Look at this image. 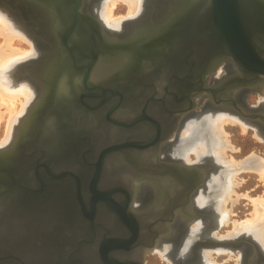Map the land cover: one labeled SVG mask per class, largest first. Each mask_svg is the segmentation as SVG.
<instances>
[{
	"label": "water",
	"instance_id": "water-1",
	"mask_svg": "<svg viewBox=\"0 0 264 264\" xmlns=\"http://www.w3.org/2000/svg\"><path fill=\"white\" fill-rule=\"evenodd\" d=\"M3 1L26 13L40 38L25 63L37 75L35 97L0 148V264H144L147 252L177 236L178 205L172 197L167 207L166 184L183 178L171 165L203 171L166 163L160 145L196 106L236 107L224 87L260 89L264 0H184L169 18L183 0H146L130 26L149 31L126 35L130 27L116 37L92 0ZM155 23L162 26L153 31ZM222 61L237 74L227 65L212 82ZM144 185L157 188L156 203L149 192L136 204ZM247 244L240 264H260V246Z\"/></svg>",
	"mask_w": 264,
	"mask_h": 264
},
{
	"label": "bare ground",
	"instance_id": "bare-ground-1",
	"mask_svg": "<svg viewBox=\"0 0 264 264\" xmlns=\"http://www.w3.org/2000/svg\"><path fill=\"white\" fill-rule=\"evenodd\" d=\"M92 1L90 2L92 3L91 4L92 12L97 15L100 22L105 27V30L110 35L115 37L123 36V34H116V33H118L121 29H125L126 24H128V22L126 21L128 20L131 21L139 17L142 14V11L146 8V4H147L146 0H122L123 3L127 4L126 5L128 7L127 13H129V15L127 14L128 16L126 17L124 16L123 18L120 16L122 19H114L112 17V10L118 0H92ZM179 3L178 1H176V4L174 6V11H172L171 13H175L179 10L180 7L186 6V2L184 0L182 1L180 6H177ZM171 13L168 15V18L169 16L173 15ZM9 15L5 14L3 11L0 10V39H3V43L0 46V107L1 105H3L5 109L8 111V118L6 123L7 126L5 128L6 134L4 138L0 140V148L3 147L5 144H8L10 140L12 141L13 128L15 122L21 115L25 113V111H27V108L29 107V103L31 102L32 98L35 96L34 87L31 84H28V82L27 84L26 83L24 84V82L22 84H16L10 79L9 77L10 70L14 66L15 61L20 59H26L29 56L35 58L38 55L36 54L37 51H39V44L37 50L33 38L28 33H26L23 30L24 28L20 24L15 22V20ZM160 26H162V23L157 25V27L152 30L154 31ZM145 30L147 31L148 29L142 28L140 30H137V32L135 31L136 36L138 34H141V32L143 33ZM133 32L129 34H132ZM15 41H23L26 43L28 42L30 44V49L27 51L22 50L21 48L16 46ZM231 66H232L231 68H233L232 75L237 74L236 68L232 64ZM99 68L105 69L106 66L105 64H102L99 66ZM219 71L220 70L218 69L217 73ZM31 76L37 77L36 74L34 75L31 74ZM244 90L245 89L242 88L238 89L234 86H231V88L224 87L222 92L225 93V95L223 96H226L229 93L232 94L234 91L237 92L236 94H238V92L246 93L243 92ZM31 93L32 96L30 97ZM21 96L23 99H25V101H22V99L20 98ZM263 101L264 99L262 101L260 99L259 102H263ZM17 102L21 105V109L19 108L20 106L18 107L20 110L15 109L16 105H18ZM262 105L264 106V104ZM254 108H258V106ZM207 109H209V107ZM227 110L234 112H229ZM258 111L259 109L254 111V113L256 114V112ZM2 112L0 110V121L2 119ZM5 113L7 112L5 111ZM247 118L251 120H248ZM252 120L257 121L256 118L253 117L250 111L248 112L244 111L243 108L242 107L240 108L238 104L233 109L231 107V109H226L223 111H216L215 109L206 110L203 115L196 116L194 119L187 118L184 121L183 125L179 129V133H178L179 137L175 144L172 145L164 144L162 146V153H161L162 156L181 158L188 161L189 152H193L196 158L198 160H201L203 158V154L208 151L215 154L216 157L223 162L226 169L223 171V173L221 172V174L215 177V181H216L215 187H217V189L216 191L213 190V193L217 203H216V208L214 210L216 216H214V214L213 216H211L212 221H215L216 218L217 219L220 218L219 222L221 223L224 222L226 219H228L227 216L229 214V211L228 210L226 211L225 203L227 202L228 199H230L231 194L234 192L233 187L236 184L235 176L237 171H239L241 168L255 170L258 171L259 177L264 179V159L251 156L244 161L227 160L223 154V149H224L223 146L226 145V141H225L226 136L224 134L225 128L223 127L225 123L230 122L232 124L234 122H239L243 131H246L247 126L248 127L251 126L254 129L253 132L255 133V137H257L258 140L264 141V130L260 127V125H256L255 122ZM189 121L191 124H189ZM147 190H145V188L141 189L140 198L142 197L143 200L146 199L145 192ZM202 192L203 190L200 189L198 194H196L194 198L195 204L198 205L203 204L204 195L202 194ZM140 200L136 201V204L137 202L140 203ZM257 202L259 204H257ZM253 205L254 208L252 211L251 219L246 220V222H244V220L243 222H237V223L235 222L232 228V232H228V234L231 235L232 233H236V232L241 233L246 229V227H248L249 229H253L256 232L255 233L256 237L264 246V199H259V201L253 200ZM219 222L217 220L216 222H212L211 225L213 226V229L209 231L211 233L212 238L217 241L222 240V238H219L215 234ZM201 226L204 227L203 221L201 219L198 220L196 219L193 222L192 230L195 232L196 229H198L199 227L201 228ZM191 238L193 239L192 236ZM212 238L211 240L204 241V243L201 244V245H206L205 250H202V248L200 249L202 250L201 254L206 259L211 253L210 251L212 250L217 251L222 249L217 247V245L221 242L215 244L212 242ZM192 241L193 240H191L190 237L184 239L183 245L181 247L183 252H185V250L189 248V245L192 243ZM164 242L165 240L161 241L158 244V246L153 248L151 251L153 253L154 251H159V254L164 259L166 260L170 259V261H172L173 259L171 257V254L169 253V249L171 248V245L168 246ZM198 260L199 259L197 257L195 261L198 263Z\"/></svg>",
	"mask_w": 264,
	"mask_h": 264
},
{
	"label": "rangeland",
	"instance_id": "rangeland-1",
	"mask_svg": "<svg viewBox=\"0 0 264 264\" xmlns=\"http://www.w3.org/2000/svg\"><path fill=\"white\" fill-rule=\"evenodd\" d=\"M126 5L127 4L123 3L122 0H118L116 5L114 6V8L112 10V17L114 19H122L124 16L125 17L128 16L129 15V13H127L128 7ZM90 8H91V6H90ZM0 10L3 11L7 15L10 14L9 16H11L15 20V22H17L18 24H20L24 28L23 30L33 38V40L35 42V46L37 47V50H38V39H37V37H39V35L30 26H28L27 22L31 23L32 20L26 19V13L22 12L18 8L13 7L9 3L4 2L3 0H0ZM96 17H97V15H96ZM98 20H99V18H98ZM122 30L123 29H121L118 33H121ZM2 43H3V39H0V46L2 45ZM15 44H16V46H18L22 50L27 51L30 49V44L28 42L26 43L23 41H15ZM38 53H39V51H37L36 54H38ZM30 57H32V56H29L26 59H20V60L15 61V64L11 68L10 73H9V77L14 83L22 84L24 82V84L25 83L27 84V82H28V84H31L32 86H34L33 84H35L34 82H36V80L34 79L33 76H31V74L29 75L28 70H26V66H25V63L30 60ZM221 63L222 62H220L218 64V66L216 67V70L214 71V73H215L219 69L220 71L218 72L217 75L220 77H221V75L223 76L225 74V70L224 69L221 70L222 69V66H220ZM209 77L210 76L207 75L206 79L209 80ZM33 95H34V93H33ZM243 95L244 96H242V99L244 98V103L242 104V107L245 108V109H243L244 111H247V112L250 111V109L248 110L250 105H253V108L258 106V109H260V108L264 109V106L262 105V104H264V101L259 102L260 99H261V101L264 99V83L261 85L260 89L250 90L247 93H244ZM31 96H32V93L30 94V97ZM34 97L32 98V100L34 99ZM20 98L22 99V101H25V99H23L22 96ZM206 99L207 98L204 97V99L199 102V105H202ZM195 101L198 102L197 97H195ZM30 103H29V105H30ZM17 104L18 105H16L15 109L16 110H18L19 108L21 109V105L18 102H17ZM213 106L214 105H212V106L206 105L205 107H203L204 110H202V111L199 108V106H196L194 110L198 111V112H195L194 115L189 117V118L194 119L196 116L203 115L206 110H210V109H215L216 111L226 110V109L218 108L216 106L213 107ZM208 107H209V109H207ZM0 110H1V112L2 111L4 112V113L2 112V119L0 121V140H2L6 134L5 128L7 126L6 123H7V118H8V111L5 109V107L3 105H1ZM5 111L7 113H5ZM227 111L234 112V111H230V110H227ZM25 113H26V111H25ZM260 113H261V111L256 112V114H260ZM23 115H21L17 119V121L15 122L14 128H13V135H14L15 127L19 123L20 118ZM186 119L183 120V123ZM247 119L251 120L249 118H247ZM256 120L259 121L258 118H256ZM252 121H254L256 125H258L256 123L257 121H255V120H252ZM189 124H191L190 121H189ZM223 127L225 128L224 134H225L226 139H227V140L225 139L226 145L223 146V148H224L223 154L227 160L244 161L251 156H255V157L264 159V141L258 140L257 137H255V133L253 132L254 131L253 127L247 126V128H246L247 132L242 130L239 122H234L232 124L230 122L225 123ZM178 133H179V131H178ZM174 134H172L169 138H172V136ZM13 135H12V138H13ZM10 141H9V143H10ZM176 142H174L173 144H175ZM8 144H5L3 147H5ZM207 154H211V158L213 157L212 159L215 160V162L219 163V165L220 164L223 165V166H221L222 168L219 170V173L213 174V180L212 181L215 182L214 183L215 185L212 188H214L213 190L216 191L217 187H215L216 186L215 177H217L219 174H221V172L223 173V171L226 169V167L224 166L223 162L220 159H218L216 157V155L213 154L212 152H208V151L205 152L203 154V158H204V155H207ZM188 157H189L188 162L192 161L191 163L200 162L203 159L202 158L201 160H198L193 152H189ZM189 159H190V161H189ZM235 181H236V184L233 187L234 192L231 194L230 199H228L227 202L225 203L226 211L227 210L229 211V214L227 216L228 219H226L224 222L220 223L219 222L220 218H218V219L216 218V220L219 222L220 227L217 228V231L215 234L219 238H222V240H220L221 243H219L217 245V247L222 248V249L217 250V251L216 250L210 251L211 253L209 254V256L206 259L201 254L202 250L206 249V245H205V248H202V250H200V255L198 257L199 260H198L197 264H239L241 262L240 254L242 253L240 247L243 245L238 243L237 241H234L231 243L233 245V247H230L229 244H228L229 246H226V241H229L231 239L233 240V239H235V237L243 236L244 234L247 235V236H245L244 242L249 243L250 239H252L254 242H256L260 245L261 249L259 250V248H258V250L260 251L259 263L264 264V246L259 241V239L256 237V235H255L256 232L253 229H249L248 227H246V229L244 231H242L241 233L236 232V233H232L231 235L228 234V232H232V228H233V225L235 222L236 223L237 222H243V220H244V222H246V220L251 219L252 211L254 208L253 200L259 201V199H264V179L259 177L258 171L250 170L247 168H241L239 171L236 172ZM208 185H209L208 189H212L210 187L211 185L209 182H208ZM205 203H206V199H205L204 204ZM216 203H217V201H216ZM216 203L214 205V210L216 208ZM204 204H202V205H204ZM257 204H259V203L257 202ZM202 205H199V206H202ZM213 212H215V211H213ZM213 214H214V216H216L215 213H213ZM195 235H196V231L195 232L192 231V237H195ZM190 239L193 240L191 237H190ZM205 240H206V237H205ZM164 243H166L168 246L171 245V243H169V241H167V242L165 241ZM203 243H204L203 240L201 242H199V244H203ZM170 250H171V248L169 249V253H170ZM185 251H187V250H185ZM181 252H182V248H181ZM261 252L263 255H261ZM208 258L210 261L208 260ZM206 261H207V263H206ZM144 264H173V262L170 261V259H168V260L164 259L159 254V251H154V253L152 251H149L145 254Z\"/></svg>",
	"mask_w": 264,
	"mask_h": 264
},
{
	"label": "flooded vegetation",
	"instance_id": "flooded-vegetation-1",
	"mask_svg": "<svg viewBox=\"0 0 264 264\" xmlns=\"http://www.w3.org/2000/svg\"><path fill=\"white\" fill-rule=\"evenodd\" d=\"M93 2V1H92ZM155 2V1H153ZM147 3V2H146ZM92 4V3H90ZM148 6V4H146V7ZM177 8V7H176ZM175 8V9H176ZM146 9V8H145ZM172 10H170V13L172 11H174V8H171ZM160 9L156 8L155 11L156 13L159 14ZM132 21V20H131ZM131 21H128V24H126L125 26V30L121 33H116V34H123L126 33V31L131 27L132 30H129L126 35H128L131 32H135L137 30L140 29H146L143 25L138 24L137 26H130L132 23ZM161 23H155L152 24V29L156 28L157 25H159ZM227 65H229L228 70L229 73L228 74H233V68H231V64H227L224 61H222V63L220 64V66H222L223 70L225 67H227ZM220 68V67H219ZM218 71V70H217ZM217 71L214 73V78L212 80V82H214L216 80V78H219L220 76H218ZM222 76V75H221ZM220 79V78H219ZM209 81H211V79L209 78ZM237 92L234 91L232 94L235 98V100L237 101V104L239 105V107H242V104L244 103V100L242 99V96L244 93L242 92H238V94H236ZM243 109H245L244 107H242ZM257 110L258 108H253V105H250V107L248 108V110ZM259 111H261V115H264V109H259ZM174 122L173 119L170 120V123L172 124ZM258 125H260V127L264 130V120L261 123L256 122ZM174 134V132L172 133ZM171 134V135H172ZM170 135V136H171ZM178 132L175 133L172 138L168 139L167 144L165 143V145H172L174 142H176L178 140ZM164 145V144H163ZM160 145V154L162 153V146ZM7 146V145H6ZM162 156V155H161ZM163 160H165L166 163L169 164H175V163H181L182 165H194V166H200L201 169H203V171L201 172L202 175H196L194 174L192 171L190 173V175L187 174V171L183 170L180 166H175V165H171L174 168V171L176 172V174H179L182 176V180L179 184L173 186L171 180L169 179L167 185V194H169V199H167V207L169 206V203H173L172 201V197H175L176 199V203L178 205L177 210V218H176V222L174 221L172 223V229L174 230L175 234L177 235L176 237H174L173 240H171V250H170V254L173 260H176L177 264H182V263H196V258L199 257L200 255V249L205 247V245H201L199 244V242H201L203 240L204 241H208L211 240L212 236L211 233L209 232L210 230L213 229V226L211 225L212 222H216L212 221V217L213 216V211H214V205L216 203V199L214 197V193H213V186L215 185L212 180H213V174L219 173V170L222 168L221 166L223 165H219V163L215 162V160H213L211 158V154H207L206 156H204L203 160L200 162H194L191 163L188 161H185L184 159H180V158H172V157H167V156H162ZM208 182L211 183V188L212 189H208ZM147 186V187H146ZM145 188V190L150 189V187L148 185H144L141 189ZM152 192L149 190H147L145 192V197L146 199L149 197V192L150 194H153L151 203L153 204L154 202L156 203V201H158V192H157V188L156 187H152ZM203 190L202 194L204 195V201L203 204L205 202L206 199V203L202 206H199L198 204H195L194 198L196 196V194H198L199 190ZM155 197V198H154ZM141 199V200H140ZM143 200V198L139 197L138 200H140V203L137 202V205H142L145 201L147 200ZM137 200V201H138ZM199 210V212H201V215L203 217V213L206 215L204 217V219L202 217H200V215H196V212ZM201 219L203 221V225L204 227L201 226V228L199 227L198 229H196V236L193 237V242L189 245V248L187 249V251L185 252H181V247L183 245L184 239L187 237H191L192 236V225L193 222L195 220ZM191 226V227H190ZM174 227V228H173ZM220 227V225L218 224L217 228ZM189 229V231H184V229ZM216 228V231H217ZM216 233V232H215ZM189 234V235H188ZM179 235L182 238V241H178V242H173L175 239L179 238ZM188 235V236H187ZM211 236V237H210ZM247 236L246 234L243 235ZM206 237V240H205ZM238 237H235L234 240H238ZM165 241H169V240H165ZM215 241V242H214ZM212 242L213 243H218L220 241L214 240L212 238ZM232 239L229 241H226V246L233 247L231 246L232 243ZM212 243V245H213ZM229 244V245H228ZM243 246H241V254H240V259L242 262V256L244 258H246V256L248 257V254L250 253L251 249L248 246V244L246 242H243L241 240V243ZM180 253V254H179ZM184 253V254H183ZM172 260V262H173ZM240 262V263H241ZM239 263V264H240Z\"/></svg>",
	"mask_w": 264,
	"mask_h": 264
}]
</instances>
